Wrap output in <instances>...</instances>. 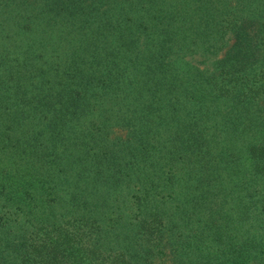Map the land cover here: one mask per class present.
<instances>
[{"label": "trees", "instance_id": "obj_1", "mask_svg": "<svg viewBox=\"0 0 264 264\" xmlns=\"http://www.w3.org/2000/svg\"><path fill=\"white\" fill-rule=\"evenodd\" d=\"M0 264H264V0H0Z\"/></svg>", "mask_w": 264, "mask_h": 264}, {"label": "rangeland", "instance_id": "obj_2", "mask_svg": "<svg viewBox=\"0 0 264 264\" xmlns=\"http://www.w3.org/2000/svg\"><path fill=\"white\" fill-rule=\"evenodd\" d=\"M222 55V53H220L219 54V56H221ZM190 59H191V62L192 63H198V62H201V58L200 57H198L197 55L196 56H194V57H190ZM125 134L123 133V132H121V131H116L115 132V135H112V137H114V138H116V137H123Z\"/></svg>", "mask_w": 264, "mask_h": 264}]
</instances>
